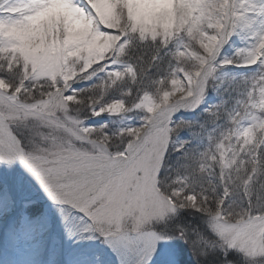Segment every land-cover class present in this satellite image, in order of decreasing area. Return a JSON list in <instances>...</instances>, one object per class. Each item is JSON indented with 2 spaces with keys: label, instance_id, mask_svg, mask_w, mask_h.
Masks as SVG:
<instances>
[{
  "label": "snow or ice",
  "instance_id": "1",
  "mask_svg": "<svg viewBox=\"0 0 264 264\" xmlns=\"http://www.w3.org/2000/svg\"><path fill=\"white\" fill-rule=\"evenodd\" d=\"M0 264H264V0H0Z\"/></svg>",
  "mask_w": 264,
  "mask_h": 264
}]
</instances>
